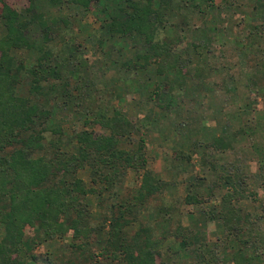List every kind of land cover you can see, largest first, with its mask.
Segmentation results:
<instances>
[{
    "label": "rangeland",
    "instance_id": "rangeland-1",
    "mask_svg": "<svg viewBox=\"0 0 264 264\" xmlns=\"http://www.w3.org/2000/svg\"><path fill=\"white\" fill-rule=\"evenodd\" d=\"M92 1L83 11L74 5L79 3L78 0H67V5L38 0L37 13L46 19L50 18L47 16H53V19L68 17L70 29L79 23L82 26L88 23L92 28L100 29V20L105 26L107 18L100 12L101 8H97L96 0ZM231 1L171 0L169 9L177 7L178 12L173 15L168 10L165 13L164 24L167 28L160 34L163 41L169 40L170 49L174 48V56H161L152 61L151 81L142 78L141 83L127 85L119 81L123 75L122 69H115L119 67L118 60L122 54L140 53L139 49L146 48L143 40L138 45V42L114 37V41L107 42V46L100 49L85 42L87 37L80 32L76 43L95 55L88 59V67L92 69L90 73L95 79L94 91L86 90L79 95V104H75L77 111L69 113L58 108L48 120L47 127L59 126L67 135H72L76 124H79L75 126L76 130L109 134L100 121L92 122L93 116L90 114L97 111V106L106 109L112 107L123 113L124 135L118 138L117 147L121 149L119 144L123 139H127L130 153L138 152L142 145L145 166L128 167L123 186L117 184L118 190L124 197L137 196L146 171L154 176L151 177L153 184L161 182L160 190L146 199L143 206L146 210L129 226V243L134 239L131 236L140 232L141 228L150 227V240L146 239V242L155 249L157 264H199L201 260H214L213 264H235L240 243L238 236H234L238 234L243 240L252 236L253 241L260 232L264 233V91L261 90L264 76L256 71L260 58H264V55L261 57L264 46L259 50L245 43L247 32L251 31L254 23L259 25L262 22L258 23V19H255L257 22L251 21L248 6L238 0L233 5H243L244 13L240 15L238 9H233L232 14H227L232 17L230 20L224 18V21H220V13L229 8ZM28 5L29 0H0V37L6 32L4 17L15 11L17 26H28L27 38L40 44L41 30L37 23L29 22L32 16L30 18L26 14ZM200 10H205V14H201ZM238 22L240 27L235 26ZM212 28L214 31L211 33ZM53 35L49 37L53 38ZM53 45H59V42ZM107 50L113 53L111 60L118 61V66L99 62ZM15 55L29 68L37 65L40 56L36 50H17ZM171 58L177 61L174 74L159 75L164 71L161 65L171 61ZM256 75L259 77L258 83L255 82ZM71 83L73 86L74 83ZM105 83L108 87H104ZM142 83L151 84L146 89ZM155 83L159 87H153ZM166 83L169 86H165ZM157 89V96L161 98L159 104L172 90L170 108L159 109L156 107L158 102L151 101ZM71 93L77 94L75 90ZM198 99H203L204 103L197 105ZM83 115L86 118L84 126L81 125ZM90 117L91 122L87 121ZM217 137L221 138L223 144L216 142L214 138ZM178 158H184L183 162ZM84 169L89 170L90 174V169L84 167L78 178L88 183L90 177ZM189 193L194 205L184 202ZM88 199L91 202L90 217L96 231L92 238L96 242L101 238L108 246L107 238L111 231L109 215L117 208L112 209L110 205V208L105 206L101 210L94 206V196L89 195ZM113 201L117 206L118 201ZM108 202L111 203L110 200ZM226 214L230 217L229 225L226 223L229 217H225V222L222 219ZM233 214L237 215L235 221ZM102 225L100 233L98 229ZM237 229L241 232L237 233ZM127 230L128 226L123 232L127 233ZM183 238L191 242V250L184 251L180 247ZM141 239L135 240L136 248L144 245V239ZM69 240L68 235L36 246L32 251L38 260L36 263L49 264L47 260L55 256L65 260ZM95 241L94 245L89 241V252L96 253L95 248L101 250V245H105L101 241L95 246ZM252 241L249 245L252 249L246 250L244 255H254L252 264H264V240L260 241L261 245L258 240L255 245ZM30 257H27L29 263L32 262ZM98 258L102 261V257Z\"/></svg>",
    "mask_w": 264,
    "mask_h": 264
},
{
    "label": "trees",
    "instance_id": "trees-1",
    "mask_svg": "<svg viewBox=\"0 0 264 264\" xmlns=\"http://www.w3.org/2000/svg\"><path fill=\"white\" fill-rule=\"evenodd\" d=\"M49 1L67 5V0ZM238 1H243L242 3L248 6L251 21L257 22L255 19H258V23L262 22L259 25L254 23V27L245 37L248 47L261 50L264 46V30L262 31L264 0ZM37 2L38 0H29L25 11L30 18L32 16L29 22H35L40 27L42 35L40 44L27 38L28 26L24 24L17 26L18 16L15 11L4 17L6 32L0 37V264H40L36 263L38 260L32 254L36 246L68 235L70 240L67 249L69 252L65 254L66 259L55 256L47 260L49 264H102L103 261V264H157L156 251L146 242V239L150 240V227L141 228L140 232L131 236L134 239L129 243V226L146 210L143 207L146 199L160 190L161 182L153 184L151 177L154 176L146 171L137 196L124 197L118 190V185L123 186L125 170L128 167L145 166L142 145L136 153L123 151L117 147L118 138L124 135L123 113L112 107L106 109L97 106V111L90 114L93 116L92 122L100 121L109 134L76 130L75 126L79 125L76 124L72 135H67L59 126L52 128L47 126L50 116L58 108L69 113L77 111L78 106L75 104H79V95L86 90L94 91L95 79L90 73L88 59L95 55L76 43L80 32L87 37L84 39L85 42L92 43L100 49L105 48L107 42L114 41V37H120L124 41L132 40L138 42V45L143 40L147 49H139L140 53L122 54V58L118 60L119 67H115L118 66V61L111 60L113 53L110 50L104 53L103 60L99 62L103 65L110 63L115 69H122L123 75L121 74L119 81L127 85L141 83L142 78L151 81L152 61L161 56L162 58L174 56V48L170 49L169 40L163 41L160 33L167 28L164 24L165 13L169 10V13L174 15L178 8L169 9L171 0H96L97 8H101L100 12L107 18L104 21L105 26L100 18V29H94L88 23L70 29L68 17L46 19L37 13ZM78 2L74 5L84 11L93 1ZM234 2L235 0H232L229 3V12L226 9L220 13L222 14L220 21H224V18L230 20L232 17L227 14H232L233 9H238L240 15L244 13L243 5L235 6ZM200 13L204 15L205 10H200ZM97 20L94 19L93 22L96 23ZM235 26L240 27L241 24L238 22ZM213 31L214 28L211 29V33ZM52 34L53 38L49 37ZM54 42H59V45H53ZM112 47L114 49V46ZM17 50H36L40 54L37 65L26 67L25 62L16 57ZM263 55L264 52L261 53V57ZM242 62L245 66V62ZM161 66L164 71L158 74L169 76L176 71L177 61L171 58V61ZM95 67L97 68L96 65ZM256 67V71L264 76L261 71H264V58H260ZM244 70L248 82L247 69L244 67ZM258 79L256 75L255 82L258 83ZM71 82L74 83L73 86ZM150 84L143 86L147 89ZM167 85L166 83L165 86ZM152 86L159 87V84L155 83ZM104 87H108V84L105 83ZM73 90L77 94L71 93ZM261 90L264 91V87ZM171 91H168L164 102L159 104L161 98L157 96L159 95L157 89L151 101L158 102L156 107L159 109H168L173 102ZM203 103V99H198L197 105ZM84 116H81L83 126L86 121ZM87 121L91 122V117L87 118ZM214 139L223 144L221 138ZM142 143L141 139L140 144ZM72 144L76 145V151L72 152L69 149ZM84 167L90 169L88 183L78 178L80 170ZM89 195L94 196L96 199L94 206L101 210L105 206L110 208V205L112 209L117 208L112 211L108 220L111 231L107 244L110 249L104 243L105 240L99 238L96 242L92 238L96 231L90 217ZM189 197L190 193L184 202L187 205H194ZM113 199L118 201L117 206L113 204ZM225 217L229 215L222 217L224 222ZM235 218L237 215L233 214L234 221ZM226 223L230 224V217L226 218ZM126 226L128 230L124 233L123 229ZM98 230L101 233L103 225ZM240 232L241 230L237 229V233ZM237 236L240 249L235 264H252L254 255L244 253L252 249L249 245L253 237L249 236L243 240L238 234L234 237ZM82 237L84 238L81 239ZM257 237L253 239V245L257 240L261 245L264 233L260 232ZM141 238L144 239V245L136 248L135 240L140 241ZM89 241L93 245L95 241V246L101 241L105 245H101V250L99 247L95 248L97 252L92 253L89 252ZM190 244L188 239L183 238L180 247L184 251H189ZM255 255L258 257L257 253ZM28 256H31V263ZM98 256L102 257V261H99ZM214 262L201 260L199 264Z\"/></svg>",
    "mask_w": 264,
    "mask_h": 264
},
{
    "label": "crops",
    "instance_id": "crops-1",
    "mask_svg": "<svg viewBox=\"0 0 264 264\" xmlns=\"http://www.w3.org/2000/svg\"><path fill=\"white\" fill-rule=\"evenodd\" d=\"M47 17L52 18L53 16H47ZM79 24H80V23H79ZM127 143H128V142H127V139H123V140H121V141H120V144H119V145H120V148H121L122 150L124 149V150L128 151V147H129V146H128ZM76 148H77L76 145H73V144H72V148H70V150L72 151V149H73V151H74V150L76 151ZM182 159H184V158H179L178 161L183 162ZM84 170H86V171H85L86 174H89V170H87V169H84Z\"/></svg>",
    "mask_w": 264,
    "mask_h": 264
}]
</instances>
